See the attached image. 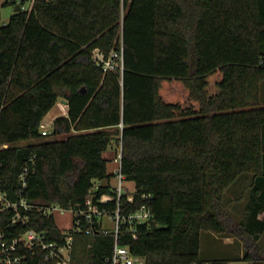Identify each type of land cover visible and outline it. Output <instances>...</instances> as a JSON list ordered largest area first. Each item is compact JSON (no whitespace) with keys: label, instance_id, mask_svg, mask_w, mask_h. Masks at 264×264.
Returning a JSON list of instances; mask_svg holds the SVG:
<instances>
[{"label":"trees","instance_id":"obj_1","mask_svg":"<svg viewBox=\"0 0 264 264\" xmlns=\"http://www.w3.org/2000/svg\"><path fill=\"white\" fill-rule=\"evenodd\" d=\"M27 1H2L21 8L0 23V190L82 208L94 181L96 198L111 193L104 153L122 138V171L151 194L156 223L128 241L134 252L151 264L201 261L202 231L230 229L227 189L243 173L264 175V0H35L30 12ZM97 49H123L122 68L104 71ZM60 98L68 114L41 139ZM249 204L250 214L264 206ZM29 214L62 240L54 216ZM10 218L0 215V233ZM233 231L259 237L248 226ZM112 245V235L77 234L73 258L91 261ZM32 264L56 263L35 255Z\"/></svg>","mask_w":264,"mask_h":264},{"label":"built area","instance_id":"obj_2","mask_svg":"<svg viewBox=\"0 0 264 264\" xmlns=\"http://www.w3.org/2000/svg\"><path fill=\"white\" fill-rule=\"evenodd\" d=\"M34 3L35 0H28L23 4L22 9L30 12ZM93 59L104 71L116 67L122 68L123 49L120 53L113 51L108 56L97 49L94 51ZM47 124L42 121L40 125V132L43 135H49L52 132L47 129ZM115 143L118 149L115 158L117 166L113 172L114 177H117L116 185L112 186L110 183L111 193H104L96 198L101 182L94 181L82 208H66L59 203L48 202L33 204L24 196L14 200L7 192L0 190V215L11 213L10 221L6 226L7 231L0 233V264H32V256L35 255H42L45 260L56 264H151L146 256L134 252L132 244L128 242L131 239H138L144 229H150L156 224L152 208L146 202L151 194L139 193L135 183L132 188L127 185L131 181L126 179L122 171V138ZM28 170L29 168L25 167L20 175L23 187L27 186ZM137 199L144 202L134 210L129 209ZM123 200L129 204L128 210H123ZM33 208L46 216H54L56 213L68 214L70 228H60L63 234L62 240H49L46 230H38L32 226L29 212ZM55 220L59 226L57 219ZM107 221L114 223L113 229L107 228ZM19 228L24 230L21 231ZM13 232L18 234L13 235ZM77 234L112 235V249L108 254L92 255L91 261L77 263L73 258ZM92 247L93 244L88 245V248ZM190 264L212 263L209 260H201Z\"/></svg>","mask_w":264,"mask_h":264},{"label":"rangeland","instance_id":"obj_3","mask_svg":"<svg viewBox=\"0 0 264 264\" xmlns=\"http://www.w3.org/2000/svg\"><path fill=\"white\" fill-rule=\"evenodd\" d=\"M2 1L0 0V23L6 24L9 22V19L12 14H14L18 9L21 8L19 4H9L6 6H2ZM61 99L57 102V104L48 112V114L43 119V122L48 123L47 129L52 130L54 121L56 118L63 116L66 114L65 110L62 108ZM260 106H264V81L261 84V103ZM53 136L51 134L41 138V139H47L52 138ZM118 149L117 144L113 142V145L108 148V150L104 153V156L109 159L108 163V171L113 173L115 167L117 166V163L115 161V158L117 156ZM104 183L108 182V180H104ZM110 183L113 185H116L117 183V177H113L110 180ZM127 185L132 188V185L134 186V182H128ZM256 182L254 180V175L252 173H243L238 179H236L232 185L227 189L225 200L228 202V213L232 216L236 217H242L250 214L253 209V205L249 203H253L256 198ZM55 219H57V222L62 229H68L70 228V223L68 222V214L63 215L62 213H56L54 215ZM107 228L113 229L114 223L111 221H107ZM247 228V227H246ZM251 233V232H250ZM211 231L203 230L201 233V249H200V257L205 258V256L208 255H220L225 256L227 260H229V264H249L248 261L244 259V257L241 258V253L247 254L248 250L247 247L244 246L241 240H237L233 244H229V242L225 241V237L223 235L217 234V238L213 239L211 236ZM264 240V238H263ZM257 244H258V238H257ZM261 244V241L259 242ZM258 246L263 249L264 243L262 245ZM248 246V243L246 244ZM243 252H241L242 250ZM264 252V251H263Z\"/></svg>","mask_w":264,"mask_h":264},{"label":"crops","instance_id":"obj_4","mask_svg":"<svg viewBox=\"0 0 264 264\" xmlns=\"http://www.w3.org/2000/svg\"><path fill=\"white\" fill-rule=\"evenodd\" d=\"M61 103H62V108L63 110H65L66 114H64L65 116L68 114V103L65 102V99H61ZM105 157V156H104ZM107 158V157H105ZM108 159V158H107ZM255 180H258V188L255 191L256 195V202L262 203L264 205V175L262 176H258ZM262 221H264V206L263 208L258 211L255 214H248L246 216H242V217H238V219L234 216H232L231 214L229 215V218L226 221V224L229 226V231L228 233H226L223 236L225 237V241L229 242V244H233L235 243L238 239L242 241V243L244 244V246L247 247V254L245 253H241V258L244 257V259L246 261H248L249 264H264V248L261 249L258 244L261 241V244H259L260 246L262 245V243H264V230L263 231H259L261 225H262ZM248 226L249 228H251L252 230L255 229L256 232H258V244H257V239L255 241H250L247 239H242L240 238L236 232L233 231V228L238 226ZM217 234L212 232L211 236L213 239H216ZM248 243V246L246 245ZM242 250V249H241ZM243 252V250L241 251ZM246 257H248L249 259L247 260ZM201 258V257H200ZM202 260H226L228 261V263L230 262L229 260L226 259L225 256H220V255H208L205 256V258H201Z\"/></svg>","mask_w":264,"mask_h":264},{"label":"water","instance_id":"obj_5","mask_svg":"<svg viewBox=\"0 0 264 264\" xmlns=\"http://www.w3.org/2000/svg\"><path fill=\"white\" fill-rule=\"evenodd\" d=\"M65 102L68 103L67 100H65Z\"/></svg>","mask_w":264,"mask_h":264}]
</instances>
